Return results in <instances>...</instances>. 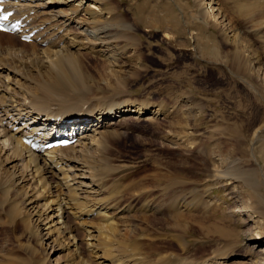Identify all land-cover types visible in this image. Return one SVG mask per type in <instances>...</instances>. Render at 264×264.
<instances>
[{
    "label": "rangeland",
    "instance_id": "obj_1",
    "mask_svg": "<svg viewBox=\"0 0 264 264\" xmlns=\"http://www.w3.org/2000/svg\"><path fill=\"white\" fill-rule=\"evenodd\" d=\"M113 2L132 29L121 31L125 33L114 49L109 45L112 57L107 59L99 48H82L77 61L86 85L76 96L71 92L69 101L103 104L113 99L116 104L142 102L158 108L155 114L146 111L142 117L119 118L105 150L108 162L99 170L101 181L108 192L120 195L121 204H130L132 217L126 234L116 235L115 241L118 248L125 246L122 253L136 255L141 264H210L214 253L228 252V244L236 239L241 246L249 243L250 235L237 236L252 224L241 221L243 216L234 211L238 205L249 202L264 230V203L251 199L242 176L264 172V0H215L219 20L232 27V36L200 18L198 0ZM29 43L18 45L15 54L5 49L3 56L14 58L6 63L15 67L16 79L31 91L36 83L33 77L43 79L46 66L39 57L45 53L33 51ZM236 46L250 56L255 74L237 55ZM214 169H229L238 178L229 184L210 179ZM10 178L6 184L0 180V264H54V259L80 264V257H73L68 246L51 250L50 245L58 242L43 239L46 229L31 212L37 201L30 203L33 207L27 205L28 212L22 209V199L31 197L36 188L25 189L27 178L20 185ZM180 198L190 208L176 212L175 201ZM145 200L161 203L162 210L143 211ZM36 206L38 214L40 205ZM67 216L83 250L80 255L98 264L84 247L83 225ZM84 218L79 221L85 223ZM186 221L193 230H184ZM242 258L234 255L227 263L245 264ZM107 261L103 264H110Z\"/></svg>",
    "mask_w": 264,
    "mask_h": 264
},
{
    "label": "bare ground",
    "instance_id": "obj_2",
    "mask_svg": "<svg viewBox=\"0 0 264 264\" xmlns=\"http://www.w3.org/2000/svg\"><path fill=\"white\" fill-rule=\"evenodd\" d=\"M113 1H2L3 9L12 11L9 18L20 21L21 31L0 32V180L5 183L6 178L11 177L14 184L20 185L27 178L29 183L23 184V186L26 185L25 189L33 186L36 190L32 196L30 195L31 197H24L22 194L23 204H25L22 209L28 212L31 208H26L27 205L37 201L38 204H35V207L31 204L30 206L33 207L32 214L36 216L34 221L39 220L43 225L42 229H46L43 239L48 238L50 242H58L55 246L50 245L51 250L68 246V252L74 254L73 257H80V264L90 263L80 255L83 250L76 240L77 237L71 232L74 227L71 228L67 215L76 218V221L83 225L84 247L98 264H103L106 260L110 264H124V262L125 264H141L136 255H130L126 250L122 253L125 246L118 248L120 244L118 245L115 241L116 235L122 236L128 231L126 226L132 219L131 208L130 204L120 203V195L116 196L108 192L101 181L99 170L103 162H108L105 150L108 147L109 138L114 137L116 133L115 128L118 126L119 118H125L128 114L142 117L146 111L155 114L158 108L156 106L152 108L151 105L147 106L142 102L138 105H129L128 102L116 104L113 99L112 101L104 100L103 104L102 102L99 104L100 101L97 100H85L79 103L69 101V98L74 95L71 92L74 91L76 96V91H81L86 85L84 71L80 70L77 61V54L81 53L82 48L90 46L92 51H94L93 46L99 48L104 51L107 59L112 57L108 54L109 45L112 44L114 49L118 44L117 40L132 29L130 23L123 22L120 18ZM215 4V0H198L200 18L205 22L211 21L218 24L221 32L232 36L234 33L232 27L223 19L219 20L218 7H215ZM124 30L125 32L121 33ZM28 33H32L29 44L33 48L30 47V49L45 53L39 57L43 59V64L46 66L43 70L45 75L43 79L33 77L36 83L35 89L31 91H28V85L24 87L16 79L15 67L6 63L7 60L12 61L14 58L3 56L5 49L15 54V50H19L18 45L22 44L18 41L19 38ZM242 47L236 46L237 55L246 61L247 68L255 74L248 62L250 56ZM119 50L121 51L122 47H119ZM107 103L112 105L105 106ZM57 116H60V120H56ZM23 137L30 138L36 147L31 149L23 142ZM58 137H67L72 142L65 146L41 148L43 143ZM121 167L128 166L119 165V168ZM224 170L214 169L209 174L210 179L229 184L238 178L229 169ZM114 171L116 172V168ZM242 176L244 184L252 192L251 199L264 203V172L261 170L254 176L247 174ZM259 177L261 180L258 179ZM20 188L22 190V185ZM153 203L155 204L152 205L145 200L139 207L145 212L162 210L161 203ZM36 205H40L38 214H36L37 210H34ZM175 206L176 212L179 208H190L189 203L183 198L175 201ZM94 211H97L98 215L93 214ZM234 211L243 216L241 218L243 223L248 221L252 223L249 228L237 234V236L250 235L249 243L241 246L236 239L228 244V252L214 253V260L210 264H234L237 261L227 263L228 258L234 255L247 258L246 260L242 258L245 264H264V245L258 251L255 250V246L260 245L264 240L262 232L264 230L261 223L255 219V209L249 202H245L238 205ZM82 215L87 217L84 218L85 223L79 221ZM95 216L102 218L94 222ZM32 218L33 216L31 220ZM144 218L147 219V217ZM90 220L93 221L87 223ZM188 229L193 230L186 221L184 230ZM216 230L214 228V231ZM220 233L225 236L223 231ZM48 244L49 242L46 243V247ZM240 248L244 249L243 252H240ZM58 260L54 259V264H74L69 260L57 263ZM44 261L45 259L42 262ZM47 261L50 263L49 257ZM161 264H171V262L161 261ZM201 264H207V262Z\"/></svg>",
    "mask_w": 264,
    "mask_h": 264
},
{
    "label": "snow or ice",
    "instance_id": "obj_3",
    "mask_svg": "<svg viewBox=\"0 0 264 264\" xmlns=\"http://www.w3.org/2000/svg\"><path fill=\"white\" fill-rule=\"evenodd\" d=\"M6 18V17H5Z\"/></svg>",
    "mask_w": 264,
    "mask_h": 264
}]
</instances>
